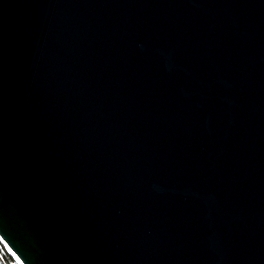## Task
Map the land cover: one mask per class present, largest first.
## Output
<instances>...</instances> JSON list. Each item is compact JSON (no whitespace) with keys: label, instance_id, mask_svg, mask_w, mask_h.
Returning a JSON list of instances; mask_svg holds the SVG:
<instances>
[{"label":"water","instance_id":"95a60500","mask_svg":"<svg viewBox=\"0 0 264 264\" xmlns=\"http://www.w3.org/2000/svg\"><path fill=\"white\" fill-rule=\"evenodd\" d=\"M0 237L264 264V0H0Z\"/></svg>","mask_w":264,"mask_h":264},{"label":"trees","instance_id":"16d2710c","mask_svg":"<svg viewBox=\"0 0 264 264\" xmlns=\"http://www.w3.org/2000/svg\"><path fill=\"white\" fill-rule=\"evenodd\" d=\"M0 264H16L0 244Z\"/></svg>","mask_w":264,"mask_h":264},{"label":"snow or ice","instance_id":"6c2138e0","mask_svg":"<svg viewBox=\"0 0 264 264\" xmlns=\"http://www.w3.org/2000/svg\"><path fill=\"white\" fill-rule=\"evenodd\" d=\"M0 243L4 245L6 251L15 259L16 264H23V261L20 259V257L17 256V254L12 250L11 247L8 246V244L3 240L2 237H0Z\"/></svg>","mask_w":264,"mask_h":264}]
</instances>
